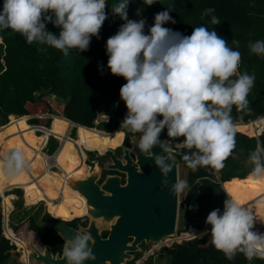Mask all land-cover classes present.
I'll return each mask as SVG.
<instances>
[{
  "label": "clouds",
  "instance_id": "clouds-1",
  "mask_svg": "<svg viewBox=\"0 0 264 264\" xmlns=\"http://www.w3.org/2000/svg\"><path fill=\"white\" fill-rule=\"evenodd\" d=\"M154 2L144 0L149 6ZM128 3L121 0L112 7V14L124 23L105 44L110 74L126 81L119 90L127 110L121 128L139 134L137 146L145 153L168 143L160 140L166 129L167 137L182 138L189 150L183 155L188 168H223L235 149L232 109L248 108L247 97L255 76H237L241 53L214 28L201 25L193 28L190 36L173 31L163 26L175 23L167 9L155 14L145 34L146 19H128ZM106 8V0H3L0 30L10 29L29 44L47 45L64 55L71 50L83 52L88 50L92 37L99 38L108 19ZM214 12V8H207L203 15ZM48 23L59 29L58 35L47 31ZM211 24H220L219 18L212 15ZM232 44L239 47L238 40ZM249 48L264 55V40L249 42ZM234 76L236 79H232ZM166 150L171 151V145ZM152 156L164 176L163 188L169 183L167 174L172 165L162 154ZM248 162L252 165L249 178L257 183L264 181V146L251 151ZM25 170L26 160L20 150L6 154L0 161L2 176H15ZM187 187L186 180H175L171 191L182 193ZM255 222L248 208L231 199L224 200L222 212L213 209L205 220L217 251L228 260L242 253L249 262L264 260V233L254 230ZM90 241V234L74 236L63 250L67 264L95 260Z\"/></svg>",
  "mask_w": 264,
  "mask_h": 264
},
{
  "label": "trees",
  "instance_id": "trees-1",
  "mask_svg": "<svg viewBox=\"0 0 264 264\" xmlns=\"http://www.w3.org/2000/svg\"><path fill=\"white\" fill-rule=\"evenodd\" d=\"M120 2L121 0H106L108 19L102 25L99 38L92 37L88 50L83 52L71 50L68 55H64L47 45H40L37 42L29 44L23 36L10 29L0 30V118L6 123L9 117L8 124L0 130V143L11 144L22 138L35 139L41 143V138L45 141L48 135H52L62 142L52 160L50 158L47 162L50 171H53L51 167L87 168L79 152L82 151L83 157H85L84 150L100 153L104 141L96 136L100 138L108 136L107 133L93 129L99 109H102L107 118L105 131H113L111 133L113 136L111 135L109 139L114 145L121 142L124 134H121L122 130L119 128L127 110L120 100L119 90L126 81L110 74L105 48L107 39L116 34L124 23L119 16L111 12L112 7ZM2 4L3 0H0V6ZM207 8H214L215 12L203 15ZM167 9L171 10L170 15L175 23H166L164 27L186 36H190L193 28L201 25L208 27L209 30L214 28L228 41L230 47L241 53L237 76L248 73L255 76V81L247 97L248 108L240 111L233 107L231 115L232 118L238 117L242 123L261 117L264 114V55L251 52L249 42L264 40V0H156L150 6L146 5L144 0H129L126 11L130 20L146 19L144 31L148 34V29L154 23L155 14ZM212 15L219 18L220 24H211ZM46 29L53 34H59V29L52 23H48ZM233 40L239 41L238 48L232 44ZM41 48H45L46 51H41ZM52 96L61 102L57 110L61 117L52 116L51 125L46 131L37 135L29 124L47 127L50 123L48 119L33 118L29 120V124L26 122L20 124L26 120V116L54 115L55 110L48 100ZM69 126L77 128L74 141L65 135ZM236 128L239 131L235 129L233 153L224 161L223 168H214V170L221 182L228 181L223 183L224 185L242 188L249 183H257L249 178L252 165L248 162V155L258 146H264V134L256 139L249 137L252 134L245 129ZM116 129L120 131L115 132ZM51 139L57 143L53 138ZM174 140L178 144L183 143L182 138H174ZM188 151L183 146L180 152L174 155V162L180 163L188 170V190L185 195L188 208L183 212L188 219L203 217L206 220L213 209L219 208L222 212L224 200L229 198L220 184L212 179L213 169H209L208 173L205 167L196 171L187 167L183 155ZM259 183L249 190L264 191V182ZM2 185H6L7 189L13 187L23 189L27 205L44 200L38 198L34 202L30 198V193L23 186L15 184L9 176L0 175V187ZM0 196L3 200L6 222L12 207L10 196L5 193H0ZM46 217L52 220L47 214ZM1 219L0 215V264H18L16 260L8 258L9 254H5L14 249V246L1 235ZM78 220L80 219L76 221ZM193 227L190 226L189 229ZM31 228L35 232H42L46 242L52 244L57 241L54 231L39 229L33 225V222ZM195 228L201 229V227ZM16 232L20 238H25L22 231L16 230ZM205 233V230H190L186 236L201 237V234ZM208 233L199 239L173 244L169 250L171 256L169 264H234V260H228L222 252L214 248L211 235ZM236 255V264H264V260L258 258L249 262L242 253ZM143 264H152V262L147 259Z\"/></svg>",
  "mask_w": 264,
  "mask_h": 264
},
{
  "label": "water",
  "instance_id": "water-1",
  "mask_svg": "<svg viewBox=\"0 0 264 264\" xmlns=\"http://www.w3.org/2000/svg\"><path fill=\"white\" fill-rule=\"evenodd\" d=\"M233 120L234 123H241L238 117H233ZM138 136V133H132L126 140L128 146L123 149L120 158L115 157L114 149L98 153L110 158L106 170L125 175L124 185H120L119 176L102 179V168L97 164L89 167L86 177L82 179H64L65 187L75 191L85 202L86 227L75 231L63 220L43 221L46 215L43 201L27 209V218L31 217L37 228L54 231L64 241V248L69 246L74 236L90 234L92 241L89 247L95 260L83 264L130 263L134 261L136 253L142 252V244H158L174 237L177 232L179 193L172 192L171 187L175 180H179L178 165L172 155H164L165 145L154 147L148 154L141 151L137 146ZM167 138L165 129L160 134V140ZM152 153L154 156L164 155L172 165V170L167 174L169 183L163 188L161 180L164 176L155 165ZM102 231H108L105 239L101 237ZM64 248L60 256L53 255L47 245L41 250L34 246L30 251L15 248L5 254H9L8 258L16 260L18 264H28L29 260L33 264H67ZM236 258L237 255L234 264Z\"/></svg>",
  "mask_w": 264,
  "mask_h": 264
},
{
  "label": "rangeland",
  "instance_id": "rangeland-1",
  "mask_svg": "<svg viewBox=\"0 0 264 264\" xmlns=\"http://www.w3.org/2000/svg\"><path fill=\"white\" fill-rule=\"evenodd\" d=\"M48 100L50 101V103L52 105V108H54V110H55L54 113L55 114L54 115H48V114L41 115L40 118L48 119L50 121L49 125L46 127L47 129L51 125L52 116L61 117L60 114L57 112L58 107L60 106L61 102L55 96L49 97ZM262 117H260V118H262ZM29 120L30 119H28V120L26 119V123L27 124L30 123ZM8 122H9V117H8V120H7L6 123H5L4 119L0 118V130L2 128H4L8 124ZM106 122H107V118L104 116V114L102 112V109H99L98 110V117L96 119L95 127L93 129L98 130L101 133H107L108 136H111L112 135L111 133L113 131L112 132H106L105 129H104ZM29 125L32 127L31 124H29ZM235 129H237V128L235 127ZM118 131H120V130L119 129L115 130V132H118ZM76 133H77L76 126H71V127L69 126L67 128V131H66L65 135H66V137H68L70 139H73V141H74L76 139ZM121 134H124V133L121 131ZM37 135H40V134L37 133ZM131 135H132L131 133L126 132V137L127 138L130 137ZM96 137L99 139L98 136H96ZM51 138H53L58 143L59 146L57 145V143H55L51 139L49 144H48V146H47V151H46L48 155H53L55 153V151L59 150L58 147L61 146V142H62V141L56 139L55 137H51ZM40 141H41V143L37 142L35 139L22 138V139H19V140L15 141L14 143H11V144L0 143V161L3 160V158H4V156L6 154H8V153H10L12 151L20 150V151L23 152V154L25 156V160H26V170L21 172L18 175L12 176L11 178H12L14 183L21 184V185L23 184L28 189H31L30 190L31 191L30 198H32L36 194L38 188H40L43 185V183L45 185L51 183V181H50L51 174H50L49 167H47V162L50 159V157H48V156H46V154H44L45 150H42V152L40 150H38V148L41 147L42 144H43V139L41 138ZM83 148L89 149V148H87L85 146H83ZM112 148H115V147H112ZM84 155L87 158L88 163L91 164V165H92L91 162H94V160L98 159L96 151L88 152V151L84 150ZM85 157H83V159ZM173 160H175V159L173 158ZM51 170L58 172L55 167H52ZM87 172H88V170H87ZM185 173H186V171L181 167L180 170H179V173H178L179 174V180H184L185 179V177H186ZM259 184L260 183H252L251 185L247 184V185H245L242 188L238 187V189H235V188L234 189H229L228 192L227 191H225V192L228 193L230 198L235 193V190L237 192H239V193L242 190L245 191L244 193H253V190H249V189H251L252 187H256ZM45 185H43V186H45ZM18 189H21V188H18ZM6 190H7L6 185H2L0 187V193H4ZM21 191H22L21 193L19 191H13L12 192L13 194H16L15 196L18 195L17 196L18 199H16V200L13 198V195L10 194L11 193L10 191H6L5 192V195L10 196V202H11V206H12L11 209H14L13 213L10 212L11 215H10V219H9V227L13 228V230H14V225L15 224H19V220L22 217L21 216L22 213H25L24 210H23V207H22V203H21L22 202L21 201L22 197L20 198V196L23 193L22 189H21ZM229 191H231V192H229ZM262 192L264 193V191H262ZM179 194H180V197H183L184 192L179 193ZM231 200H233V198ZM249 202H251V201H249ZM249 202H244L241 206L245 205L246 203L248 205ZM11 209H10V211H11ZM4 212L5 211H4V207H3V200H2V197L0 196V215H1V217H3V214H5ZM257 217H258V213H257V208H256V218ZM184 223H185L184 212L179 211V215H178V233L181 230H186V228L183 227ZM256 224L259 225L257 227V229L258 230H262L261 233H264V225L261 222H259V223L256 222ZM150 245H152V244L143 245L142 249L146 250V249L149 248ZM140 256H141V253H137V257H140Z\"/></svg>",
  "mask_w": 264,
  "mask_h": 264
},
{
  "label": "flooded vegetation",
  "instance_id": "flooded-vegetation-1",
  "mask_svg": "<svg viewBox=\"0 0 264 264\" xmlns=\"http://www.w3.org/2000/svg\"><path fill=\"white\" fill-rule=\"evenodd\" d=\"M112 136H107V137H103V138L99 137V140L104 141L100 153L103 152L105 147H106V149H110L111 147H116V148H114V155L116 158H120L122 156L123 149L128 146L126 140H128L129 137L128 138L126 137V132H125L121 142L118 145H114L112 143L111 139H109ZM165 148H167L166 144H165ZM96 154L98 156L97 157L98 159L94 160V162H91L92 165L89 164L88 166L92 167L94 164L99 165L102 168V171H101V178L102 179L106 176H119L120 185H124L125 184V175L124 174L119 173L117 171L106 170V166L109 165L111 162L110 158L107 156H100L98 154V152H96ZM146 154H148V153H146ZM165 154H168L166 152V149L164 150V155ZM86 163H88L87 158H86L85 164ZM87 170H89V169L88 168L79 169V168H73V167L66 168V169L57 168V171L63 173L64 175L71 176L74 178H79V179L86 177L85 175H87ZM58 172L50 171L51 183H49L47 185H45L43 183V185H45V186L42 185L40 188H38L36 194L31 199L32 200H36L38 198L45 199L49 203V205L47 207V211H49L51 214H53L56 218L70 220L76 216L77 218H75L71 221H66V223L70 228L74 229L75 231H78L80 227H86L87 226V219L84 216H82L85 214L82 210L83 204L80 201L76 200L71 195L70 191L67 188H62L55 182V178H56V175L58 174ZM30 190L31 189H28V188L26 189V191L31 194ZM24 212L25 213H23L21 215L22 217L19 220V224L14 225V230H13V228L10 227L12 234H14L16 237H18V239L22 243V244H20V247H18L15 244H12L14 246V249L19 248V249H25V251H30L31 246H34L35 249L41 250V248H43V246L47 245L50 247V249H52L53 255L58 254L60 256L62 253V249L64 248V241L54 232L56 235L57 241L55 243H52V244L50 242H46V240H45L46 237H43L42 232L41 233L35 232L31 228V222H33L32 218L31 217L27 218V214H26L27 210H25ZM50 217L52 218V220H48L46 215H45V217L43 218V221H60L59 219H56L52 216H50ZM77 219H80V220L76 221ZM63 221H65V220H63ZM33 225L35 226L34 222H33ZM20 227H21V229H19ZM15 229L22 231L21 233L24 234L25 238L24 239L20 238ZM39 229H42V228H39ZM107 235H108V231H102L101 232V237L103 239H105L107 237ZM142 247H143V244L140 246V248L142 249ZM57 249H60V250H57ZM31 263L33 264V262L31 260H29L28 264H31Z\"/></svg>",
  "mask_w": 264,
  "mask_h": 264
},
{
  "label": "crops",
  "instance_id": "crops-1",
  "mask_svg": "<svg viewBox=\"0 0 264 264\" xmlns=\"http://www.w3.org/2000/svg\"><path fill=\"white\" fill-rule=\"evenodd\" d=\"M42 115H44V114H42ZM264 115V114H263ZM262 115V116H263ZM261 116V117H262ZM41 117V115H34V116H27V120L28 119H33V118H40ZM260 118V117H259ZM249 121H251V120H249ZM24 122H26V120L25 121H22V122H20V124L21 123H24ZM71 122V121H70ZM95 122H96V120H95ZM95 122H94V124H95ZM20 124H19V128H20ZM241 124H242V122H241ZM74 125H76V124H74ZM256 127H254V129H255ZM20 131H21V129H20ZM167 131V130H166ZM238 132V131H237ZM22 133V132H21ZM129 133H130V131H129ZM132 133V132H131ZM243 133H245V135L247 134V136L249 135L248 133H246V132H243ZM242 133V134H243ZM261 134H264V131L262 132V133H259V134H254V135H249V137H254V138H256V139H258L257 137H259ZM23 136V135H22ZM24 137V136H23ZM38 139V138H37ZM167 140H168V138H167ZM43 141H44V139H43ZM169 141V140H168ZM172 141L174 142V143H176L175 142V140L174 139H172ZM178 143V142H177ZM176 143V144H177ZM58 144V143H57ZM182 144V143H181ZM166 145H169L168 143L166 144ZM59 146V145H58ZM42 147V146H41ZM41 147H39L38 148V150H40V148ZM183 146H181L180 148H177V152H176V155H177V153H179L180 152V149L182 148ZM58 148H60V147H58ZM112 148V147H111ZM116 148V147H115ZM89 150H91V149H89ZM47 149L45 150V153L44 154H46V155H48L47 154ZM58 151V150H57ZM57 151H55V153L54 154H56V152ZM91 151H94V150H91ZM41 152H42V150H41ZM53 154V155H54ZM173 158H175V156H173ZM177 165H178V170H180V168L182 167L185 171H186V177H185V179L184 180H186L187 182H188V170L187 169H185L180 163H177ZM86 166L88 167V169H89V166H88V164L86 163ZM206 170L208 171V173L210 172V170L209 169H207L206 168ZM213 176H212V179L214 180V181H216V182H218L219 184H220V187H221V189L224 191H226V188L228 189H238V187H236V186H234V187H228L227 185H224V188L222 187V184L223 183H226V182H228V181H225V182H221L220 181V179H219V175L216 173V170H215V172H212L211 173ZM12 176H10V178H11ZM12 179V178H11ZM232 179H234V178H232ZM237 179H239V178H237ZM231 180V179H230ZM229 180V181H230ZM199 181H197V183H198ZM15 184H17V183H15ZM250 185L252 184V183H249ZM18 185H21V184H18ZM21 186H23L24 188H26L27 189V187L25 186V185H21ZM23 190V189H22ZM187 190H188V187L184 190V194H183V197H185V195H186V192H187ZM6 191H10L11 193L10 194H12L13 195V198L16 200V199H18V195L17 196H15L16 194H13L12 192L13 191H19L20 193L22 192L21 191V189H18V187H13V188H10V189H7ZM5 191V192H6ZM224 191V192H225ZM4 192V193H5ZM253 192H262V191H253ZM225 194L228 196V198L229 199H231L230 197H229V195H228V193L227 192H225ZM21 195V194H20ZM180 195V194H179ZM22 197V207L24 208V211H25V209L27 208L28 209V207L29 206H31V205H33V204H29V205H27L26 204V201H25V196H24V191H23V193H22V195L20 196V198ZM24 200V201H23ZM37 200V199H36ZM36 200H33L34 202L36 201ZM39 202V201H38ZM43 202H45V204H46V214L47 215H49V216H53V214H51L49 211H47V207H48V205H49V203L44 199L43 200ZM47 202V203H46ZM255 203V200H253V201H251V202H249L248 203V206H247V208H250L251 210H253V211H255V214H256V204H254ZM247 204H245V205H243V206H246ZM26 209V210H27ZM13 210L14 209H11V211L10 212H12L13 213ZM8 213V220L10 219V215H11V213ZM23 214V213H22ZM256 216V215H255ZM5 217V214H3V217H2V219H1V224H2V220H3V218ZM184 218H185V223H184V226L183 227H185L186 228V230H179L180 232L179 233H184V232H187L188 230H189V227L190 226H194V222H195V220L194 219H188V216H185L184 215ZM58 219H61V218H58ZM255 219H256V217H255ZM62 220H66V219H62ZM259 223V222H258ZM263 225H264V223H262ZM196 226H194L193 228H195ZM192 229V228H191ZM205 234H203L201 237H203L204 235H206L209 231H206L205 230ZM177 233H178V226H177ZM11 234V232L10 231H6V236H9ZM201 237H191V238H189V239H187V240H184V241H182V242H186V241H191V240H193V239H199V238H201ZM173 246V245H172ZM171 246V247H172ZM171 247H164V246H159V245H156V247H155V249H152V245H150L149 246V248L148 249H146V250H144V249H142V252H140L141 253V256L140 257H137V253H136V257H135V259H134V261H132V262H130V263H133V264H143L147 259H149L151 262H152V264H169L170 263V261H171V256L169 255V250H170V248ZM149 249H151V251H152V254H150V255H148L147 256V258L144 260V255H145V253L146 252H148V250ZM128 264V263H127Z\"/></svg>",
  "mask_w": 264,
  "mask_h": 264
},
{
  "label": "built area",
  "instance_id": "built-area-1",
  "mask_svg": "<svg viewBox=\"0 0 264 264\" xmlns=\"http://www.w3.org/2000/svg\"><path fill=\"white\" fill-rule=\"evenodd\" d=\"M32 127L34 128L35 134H37V133L42 134V132L43 131H46V129H47L43 125H32ZM119 129H121L123 131V133L129 132L127 129H124V128H119ZM51 137H53V136L52 135H48V137L46 138V140L43 141L41 150H46L47 149L48 142H49V140H50ZM168 140H169L168 141V144L171 145V151H167L166 150V152L168 154L172 155V157H173L176 154V152H177V148H180L181 146H183V143L182 144H178V143L176 144V143H174L172 141V138H169V137H168ZM169 145H167V148H168ZM167 148H165V149H167ZM85 151H88V150H85ZM88 152H94V151H88ZM54 155H46V156L50 157L51 158L50 160H52V158L54 157ZM79 155L82 158L83 163H85L86 162V157L83 159V157H82V151L79 152ZM205 168H207V169H213L214 170V168L211 167V166L205 167ZM214 172H215V170H214ZM247 206L248 205L243 206V207L247 208ZM186 208H188V204H187L186 198L185 197H180V195H179L178 210L179 211H185V210H187ZM248 209L252 212V214L254 215V217H256L255 216L256 215L255 214V211L251 210L250 208H248ZM82 216H84V215H82ZM52 217L56 218L54 215ZM75 218H77V217L75 216L74 218H72L70 220H65V221H71V220H73ZM56 219H58V218H56ZM59 220H62V219H59ZM194 220H195L194 226L201 227V229L192 228V229H189L187 232H184V233H177L176 232V234H175L174 237L169 238V239H165V240H163L162 242H160L158 244H152V249H155L156 245L164 246V247H171L173 244H179L180 242H182L184 240H187V239H189L191 237H194V236H188V237L186 236V234L190 230H206V231H209L210 230V226L205 223V218L200 217V218H195ZM258 226L259 225H257L256 222H255L254 230L255 231H258V232H262V230H258L257 229ZM6 231H10L11 232V229L9 227V220H6V222H5L4 221V218H3L2 224H1V235L3 237H5L6 240L8 239L9 242H10V244H15L18 247H20L19 243H21V241L18 239V237H16L14 234H12V235L10 234L9 236H6ZM21 250H24L25 251V249H21ZM150 254H152L151 249H149L148 252L145 253V255L143 257L144 260Z\"/></svg>",
  "mask_w": 264,
  "mask_h": 264
},
{
  "label": "bare ground",
  "instance_id": "bare-ground-1",
  "mask_svg": "<svg viewBox=\"0 0 264 264\" xmlns=\"http://www.w3.org/2000/svg\"><path fill=\"white\" fill-rule=\"evenodd\" d=\"M235 127H239V128L245 129L246 131H248L252 135H254L256 133L259 134L260 132L264 131V116L262 118H260V119L258 118V119L254 120V121H248V122L242 123V124L241 123H235ZM254 127H256V128L254 129ZM106 150L107 149L105 147L103 152L106 151ZM67 177H71V176H67V175H64L61 172H58V174L56 175V178H55V182L60 187L67 188L64 185V179L67 178ZM75 179H79V178H75ZM222 187L224 188V184H222ZM67 189L70 191L71 195L76 200L80 201L83 204L82 210L85 213L86 211L84 209V203H85L84 200L75 191L70 190L69 188H67ZM228 190H229V188L228 189L226 188L227 192H228ZM229 192H231V191H229ZM232 198H233V201H235L239 205H242L244 202H249V201L255 200L254 204H256L255 207L257 208V213H258V217L256 218V222L264 223V193L263 192H253V193L240 192L239 193V192H237L235 190V193L232 195ZM7 220H8V218H7Z\"/></svg>",
  "mask_w": 264,
  "mask_h": 264
}]
</instances>
